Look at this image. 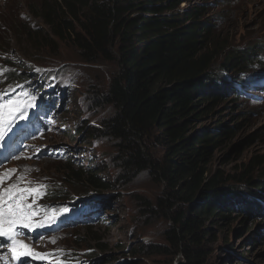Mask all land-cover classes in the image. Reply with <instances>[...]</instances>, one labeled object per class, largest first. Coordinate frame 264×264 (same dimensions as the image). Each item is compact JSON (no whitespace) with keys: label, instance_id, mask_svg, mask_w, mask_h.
<instances>
[{"label":"trees","instance_id":"1","mask_svg":"<svg viewBox=\"0 0 264 264\" xmlns=\"http://www.w3.org/2000/svg\"><path fill=\"white\" fill-rule=\"evenodd\" d=\"M186 1L31 0L28 13L47 29L42 25L32 29L19 18V29H12L19 45L26 39L31 49L48 57L57 55L61 44H66L76 48L84 62L115 64L116 71L103 95L115 112L98 128L93 126L89 135L105 134L114 141L119 166L126 172L123 178L149 170L164 184L158 203L167 209L164 215L171 222L167 231L170 246L185 264H204L209 243L206 231L215 218H227L228 211H242L247 217L253 209L264 214L254 201L261 197L257 190L264 189V174L257 180L252 176L254 169L264 167V158L253 157L246 167L250 170L238 178L256 190L247 192L255 197L244 210L240 193L225 197L227 180L236 179V175L209 168L223 138L233 135V128L221 122L215 127L196 128L199 117L211 109L209 105L214 106L234 90L226 66L242 72L256 63L263 46L230 45L216 34L219 18L211 11L214 5L197 1L181 6ZM0 31L8 35L11 29L0 25ZM0 47L7 50L10 45ZM219 58L222 63L216 70ZM6 74L22 78L15 71ZM237 87L242 88L240 84ZM156 146L163 151L161 157L154 154ZM61 172L65 177L60 185H50L49 202L72 201L74 190L87 194L112 188L100 164L79 167L69 158ZM145 205L151 208L149 203ZM92 229L86 226V233ZM75 239L78 246L89 245L85 253L90 257L92 248L107 250L101 243L103 238H93L95 247H90L92 240L79 235ZM154 250L163 252L161 247Z\"/></svg>","mask_w":264,"mask_h":264},{"label":"rangeland","instance_id":"2","mask_svg":"<svg viewBox=\"0 0 264 264\" xmlns=\"http://www.w3.org/2000/svg\"><path fill=\"white\" fill-rule=\"evenodd\" d=\"M30 1L0 0V25H7L11 29L8 35L0 31V45H10L7 50L0 47V69H3L0 73V103L15 98V88L19 82L25 81L33 92L27 98L35 96L41 104V107L32 109L33 114L27 116L28 124L36 127L37 133L26 131L28 145L22 152L16 153L18 156L15 160L0 167V174L6 173L8 169H18L10 179L0 184V189L12 184L13 176L17 177V181L20 176H24L25 183L21 187L60 185L61 179L65 177L61 170L69 158L79 167L87 163L103 166L112 188L101 193L91 191L76 194V190L70 193L74 206L104 202L108 208L107 212L105 210V221H93L94 225L78 224L65 230L44 218L41 220L42 226L36 228V238H30L23 231L24 235L19 239L32 245L35 243L38 246L37 253L47 255L10 260L8 244L0 239V264H4L6 259L10 260V264H59L60 261L64 264H181L184 262L182 256L176 254V249L170 246L167 237L171 225L169 218L164 215L167 209L160 208L158 203L163 197L164 184L156 180L149 170L129 173L128 177L123 178L126 172L119 166L121 162L114 141L105 134L89 135L93 126L98 128L100 123L115 112L114 105L103 96L116 71L115 64L105 61L84 62L78 50L66 44H61L57 55L50 57L35 48L31 49L26 39L19 45L12 29H19L17 18L27 22L32 29L40 25L46 28L39 18L28 13ZM197 1L214 5L211 11L219 18L215 23L216 34L230 45L239 48H250L256 44L263 46L256 63L242 72L230 70L226 66V74L234 90L214 106L209 105V112L200 116L196 122L197 129L215 127L218 122L233 128V135L223 138L209 168L212 172L220 170L231 177L236 175V179L227 180L225 187L229 192L225 197L232 198L240 193L241 199L245 200L241 203L244 205L242 208L246 210L245 207H249L252 202L251 197H255H249L247 192L256 190L240 183L238 178L250 170V167L247 170L246 167L253 157L264 158V0H187L181 6ZM221 61L219 58L214 65L216 70ZM8 71H15L22 78L16 80L8 77ZM39 74H43L45 80L51 81L54 76H59L62 81L56 88L45 85L39 90ZM239 84L242 88L238 89ZM48 89L52 98L60 91L68 90L65 101L67 107L61 115L56 112L55 104L53 109L49 105L42 106L43 95ZM40 115L44 116L43 119ZM19 118L10 123L6 121L0 126V132L4 133L0 139V148ZM10 150L4 147L3 156H13ZM153 151L158 157L163 155L158 146ZM262 174L264 167L252 172L254 180ZM67 187H70L69 184ZM257 191L261 199L254 201L259 205V210L264 212V189ZM37 202L53 203L48 199ZM67 202L70 201H60ZM147 203L151 208L145 205ZM227 214V218L219 216L208 225V256L204 264H264V214L255 213L254 209L248 217L242 211L233 214L228 211ZM86 226L93 227L90 233H86ZM76 235L92 240L90 247H95L96 240L93 238H103L101 243L107 250L102 252L92 248L90 254L93 256L90 257L84 253L89 245H76ZM156 247H161L163 252L155 251ZM73 253L83 259L75 260Z\"/></svg>","mask_w":264,"mask_h":264},{"label":"snow or ice","instance_id":"3","mask_svg":"<svg viewBox=\"0 0 264 264\" xmlns=\"http://www.w3.org/2000/svg\"><path fill=\"white\" fill-rule=\"evenodd\" d=\"M2 72L3 69H0V73ZM28 95L25 93V96ZM35 99V96H32L30 100H8L0 103V126H3L6 121L10 123L17 117L26 118V109L34 106L32 101ZM3 135L4 133L0 132V139ZM16 171V169H8L6 173L0 174V184H3L5 179H10ZM22 183H25L24 176H20L18 182L0 189V237L8 241L7 250L10 253V260L16 261L25 256L47 255L34 252L30 245L19 239L21 228L31 229L34 224L36 227L42 226V223L35 219L40 215L41 210L34 207V197L39 196L47 186L37 184L35 187H21ZM44 211L48 222L56 218L55 211L51 215H47V210ZM10 260L6 259L4 264H10ZM59 264H64V262L60 261Z\"/></svg>","mask_w":264,"mask_h":264},{"label":"bare ground","instance_id":"4","mask_svg":"<svg viewBox=\"0 0 264 264\" xmlns=\"http://www.w3.org/2000/svg\"><path fill=\"white\" fill-rule=\"evenodd\" d=\"M13 178H14V180H13L12 183H16V182H18L16 176H13ZM73 217H76L77 219H80V217H78V216H73ZM0 239H3V238H0ZM57 261H58V260H57Z\"/></svg>","mask_w":264,"mask_h":264},{"label":"water","instance_id":"5","mask_svg":"<svg viewBox=\"0 0 264 264\" xmlns=\"http://www.w3.org/2000/svg\"><path fill=\"white\" fill-rule=\"evenodd\" d=\"M181 264H185V262H181Z\"/></svg>","mask_w":264,"mask_h":264},{"label":"clouds","instance_id":"6","mask_svg":"<svg viewBox=\"0 0 264 264\" xmlns=\"http://www.w3.org/2000/svg\"><path fill=\"white\" fill-rule=\"evenodd\" d=\"M53 203H58V202H53Z\"/></svg>","mask_w":264,"mask_h":264}]
</instances>
